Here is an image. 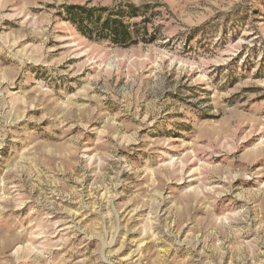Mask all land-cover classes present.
Here are the masks:
<instances>
[{
    "label": "rangeland",
    "instance_id": "obj_1",
    "mask_svg": "<svg viewBox=\"0 0 264 264\" xmlns=\"http://www.w3.org/2000/svg\"><path fill=\"white\" fill-rule=\"evenodd\" d=\"M0 264H264V0H0Z\"/></svg>",
    "mask_w": 264,
    "mask_h": 264
},
{
    "label": "trees",
    "instance_id": "obj_2",
    "mask_svg": "<svg viewBox=\"0 0 264 264\" xmlns=\"http://www.w3.org/2000/svg\"><path fill=\"white\" fill-rule=\"evenodd\" d=\"M131 10L133 11L132 8ZM67 12L85 34L91 33L93 30L104 31L103 38H111L115 43L125 42L133 37L129 23L122 20H111L108 17L100 19V12L96 8L74 5L68 6ZM84 21L86 24H83ZM92 24L93 26H89Z\"/></svg>",
    "mask_w": 264,
    "mask_h": 264
}]
</instances>
